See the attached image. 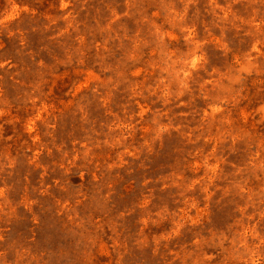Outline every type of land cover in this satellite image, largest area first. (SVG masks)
I'll return each instance as SVG.
<instances>
[{
  "label": "rangeland",
  "instance_id": "rangeland-1",
  "mask_svg": "<svg viewBox=\"0 0 264 264\" xmlns=\"http://www.w3.org/2000/svg\"><path fill=\"white\" fill-rule=\"evenodd\" d=\"M0 264H264V0H0Z\"/></svg>",
  "mask_w": 264,
  "mask_h": 264
}]
</instances>
